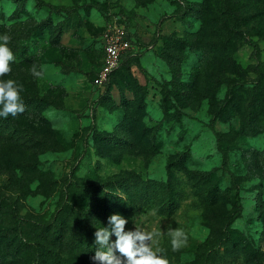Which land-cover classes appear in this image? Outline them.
Instances as JSON below:
<instances>
[{"label":"rangeland","instance_id":"374dc122","mask_svg":"<svg viewBox=\"0 0 264 264\" xmlns=\"http://www.w3.org/2000/svg\"><path fill=\"white\" fill-rule=\"evenodd\" d=\"M3 35L25 112L0 118V264H95L114 213L169 264H264V0H0Z\"/></svg>","mask_w":264,"mask_h":264},{"label":"clouds","instance_id":"9594fccd","mask_svg":"<svg viewBox=\"0 0 264 264\" xmlns=\"http://www.w3.org/2000/svg\"><path fill=\"white\" fill-rule=\"evenodd\" d=\"M10 37L0 36V77L11 72V63L16 57L8 46ZM34 75L40 73L33 70ZM23 88L15 80L0 79V118L9 115L15 117L25 112V103L21 93ZM126 217L114 213L108 217L107 227L96 228L95 244L98 246L92 260L95 264H169L163 254L164 249L154 247L156 232H145L141 229L126 230ZM171 237L173 250L187 245L188 237L180 229H171L167 233ZM112 236L116 239L113 241ZM117 253L119 255H117Z\"/></svg>","mask_w":264,"mask_h":264},{"label":"built area","instance_id":"2783aa9c","mask_svg":"<svg viewBox=\"0 0 264 264\" xmlns=\"http://www.w3.org/2000/svg\"><path fill=\"white\" fill-rule=\"evenodd\" d=\"M124 35V28H118L116 26L114 29L106 31L104 34V77L118 66L121 53L131 47L130 42Z\"/></svg>","mask_w":264,"mask_h":264},{"label":"trees","instance_id":"16d2710c","mask_svg":"<svg viewBox=\"0 0 264 264\" xmlns=\"http://www.w3.org/2000/svg\"><path fill=\"white\" fill-rule=\"evenodd\" d=\"M113 72H114V70H113ZM113 72H112V73H113ZM211 194H212L213 199H214L215 201L218 200L219 197H220L221 195H224L223 192H220L217 188H213L212 191H211ZM230 199H231V205H232V207H233V217H234V218L231 220V222H233L235 218L241 216V213H242V206H241L240 201H239V198H238V196H237L236 194L232 195V196L230 197ZM212 201H213V200H212ZM213 202H214V201H213ZM122 203H123V205H125V201H124V200H122ZM127 205H128V204H127ZM125 207H126V205H125ZM125 207H124V206L120 207V209H118L119 212H125ZM228 226H229V223H227L226 226L224 227V230H225V233H226V237H227V238L230 237V232H231V229H228ZM235 242H236V243H240V240H237V241H235Z\"/></svg>","mask_w":264,"mask_h":264}]
</instances>
